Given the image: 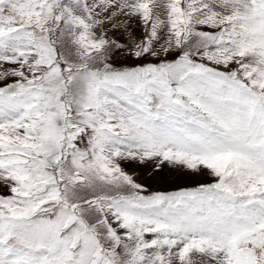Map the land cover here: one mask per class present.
Segmentation results:
<instances>
[{
    "label": "snow or ice",
    "instance_id": "6c2138e0",
    "mask_svg": "<svg viewBox=\"0 0 264 264\" xmlns=\"http://www.w3.org/2000/svg\"><path fill=\"white\" fill-rule=\"evenodd\" d=\"M0 264H264V0H0Z\"/></svg>",
    "mask_w": 264,
    "mask_h": 264
}]
</instances>
